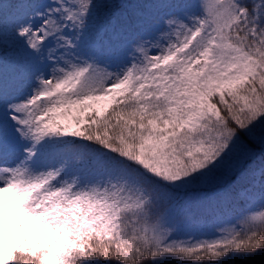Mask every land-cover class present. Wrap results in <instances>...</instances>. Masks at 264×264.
Segmentation results:
<instances>
[{"label": "snow or ice", "instance_id": "6c2138e0", "mask_svg": "<svg viewBox=\"0 0 264 264\" xmlns=\"http://www.w3.org/2000/svg\"><path fill=\"white\" fill-rule=\"evenodd\" d=\"M0 264H264V0H0Z\"/></svg>", "mask_w": 264, "mask_h": 264}]
</instances>
